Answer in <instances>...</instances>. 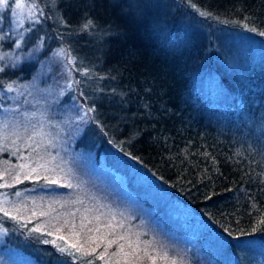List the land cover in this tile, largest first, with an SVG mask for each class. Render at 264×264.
<instances>
[{"label": "trees", "instance_id": "trees-1", "mask_svg": "<svg viewBox=\"0 0 264 264\" xmlns=\"http://www.w3.org/2000/svg\"><path fill=\"white\" fill-rule=\"evenodd\" d=\"M17 1L26 11L12 35L23 32L24 42L21 49L0 45V67L7 68L0 122L22 113L24 105L12 101L25 100L16 88L43 66L37 81L47 79L48 86L37 88L33 100L42 102L46 128L57 137L33 142L23 131L6 133L8 122L0 123L2 264H152V240L145 238L156 229L150 216L136 230L149 253L133 259L129 249L122 259L121 240L103 214L82 219L79 201L88 193L57 171L59 158L66 159L92 182L87 190L99 191L96 183L106 174L99 166L112 160V149L225 238L264 242V63H255L256 55L264 60V0H161L155 15L138 0L137 8L134 0H9L11 8ZM65 124L79 131L70 136ZM45 175L72 188L50 189ZM5 209L15 221L3 216ZM34 211L46 215L33 217ZM88 219L96 225L82 224ZM32 227L65 236L67 244L56 243L69 254L42 243L54 237ZM76 231L74 240L87 246L73 241ZM200 251L173 264H221Z\"/></svg>", "mask_w": 264, "mask_h": 264}, {"label": "rangeland", "instance_id": "rangeland-1", "mask_svg": "<svg viewBox=\"0 0 264 264\" xmlns=\"http://www.w3.org/2000/svg\"><path fill=\"white\" fill-rule=\"evenodd\" d=\"M138 1L140 6L144 5L147 15H155L159 12L161 0ZM17 4L20 5L18 8L16 7ZM132 4L136 8L138 7L137 0H134ZM12 9L14 10L5 11L4 8L0 7V27L3 23L7 24L6 28L11 30L13 34L14 31L12 30L20 25L24 15L22 12L26 11V9L24 10L20 1H17ZM227 43L229 44L230 41ZM239 44H242V42ZM246 49L251 51L253 47L248 44ZM255 63H264L263 57L256 55ZM44 69L45 67L43 66L36 67L29 81L25 82V86L16 88V91L22 94L25 100L12 101L14 103H22L24 107L20 109L22 111L21 114L14 111V116L11 115L9 121L1 120L4 123L8 122V131H5L6 133L13 135L20 130L24 134L27 133L33 142L38 143L53 140L57 137L53 129L46 128L42 102L33 100L36 96L37 88L42 89L44 83V88L48 86L47 79L43 83L37 81L43 75L42 71ZM216 78V75L209 77L208 85L213 86ZM51 99L52 96L47 97V101H52ZM13 109L17 110L18 108L13 106ZM71 116L73 115L68 111L66 115L68 123V118ZM63 119L65 121V116ZM71 126L65 124L64 129L69 130L70 133L74 132L73 134L75 135V128ZM61 131L63 129L60 128L59 132ZM104 152L102 153L104 154ZM102 153H100V156L102 161H104ZM80 156L83 158L82 154ZM109 156L112 157V160L110 161L109 159V162H102L99 166L100 170L103 171L101 166L104 165L106 170L105 176L100 177L99 184L96 183L99 191H96V189L95 191L87 190L92 182L86 180L80 172L75 170L74 164L71 165L68 161L66 162V159L59 158L60 167L57 171L62 174L63 179H68L77 188H81L82 191L88 193L86 200L79 201L81 202V217L83 220L86 215L101 213L103 214V221L112 226L114 233L111 235H114L113 238L116 239L118 237L120 239L121 236L124 237V239H120L121 241L118 244L122 259L123 256L129 257V249H133V259L136 254H144L151 251L149 255L151 263L156 258L159 259L157 264H173L177 261L181 262L185 257L187 258L191 250H194L191 256L195 259L194 256L202 252L200 250L203 249L207 250L221 264H264V242L245 239L231 241L225 238L206 225L198 214L182 206L174 198L168 197L163 186L134 165L131 159L125 156V153L112 149ZM46 168H48V165ZM0 200H3L1 194ZM149 216L152 221V224L150 223L149 225H153L158 230L155 229L152 238L151 236L145 237L148 241L152 240L150 241L152 248L147 251L148 248H144L147 245L146 240L140 239L141 235L136 233V230L144 227L142 224L147 222ZM138 222H140L139 225H137ZM82 224L93 226L96 225V222L94 219H88ZM76 234L77 231L75 233L72 232L73 236L71 238L73 241L87 246L88 244L85 241L74 240L73 237ZM196 247H199L200 250ZM163 259H167L169 262H163ZM14 262V264H18L16 261ZM127 263L132 264L134 260H128ZM0 264L2 263L0 262Z\"/></svg>", "mask_w": 264, "mask_h": 264}, {"label": "snow or ice", "instance_id": "snow-or-ice-1", "mask_svg": "<svg viewBox=\"0 0 264 264\" xmlns=\"http://www.w3.org/2000/svg\"><path fill=\"white\" fill-rule=\"evenodd\" d=\"M20 5L17 4L16 7L18 8ZM0 7L6 9V10H9V11H12L14 9L11 8V5L10 3L8 2V0H0ZM40 17H43V13H40L39 14ZM40 20L37 19L35 21H32L31 23H39ZM28 31H34V29L31 28V24L29 25H26ZM87 27V25H86ZM0 45H3V46H7V47H14L15 49H21L22 47V43L24 42V33L21 32L20 36H13L12 35V32L11 30L7 31L6 33H3V30H0ZM25 47H27V45L25 44L24 45ZM63 50L61 49L59 53H56L57 55L59 54H62ZM4 56H0V61L4 60ZM71 63V61H69ZM15 66V65H14ZM7 68L6 67H0V82H3L4 81V76L3 74L6 72ZM10 78V77H9ZM0 87H3V83H0ZM6 91L8 92H11L12 91V88L10 86H8L6 89ZM89 111H94V109H92L91 107L89 108ZM74 131H79V127H77ZM72 133H69V135L71 136ZM31 139V137H30ZM41 159H43V157H41ZM40 167H43L45 168V170L47 171V168L45 165H40ZM35 171V170H33ZM37 175L39 176V174L37 173ZM19 177H17L18 179ZM30 178L29 175H26L25 176V179H28ZM42 179L46 182V186H48L50 189L54 186L55 188H69L71 189L72 188V185L71 183H61L57 178L56 176H48V175H45L42 177ZM39 186V185H38ZM4 187H8V185H4ZM20 193L17 192L16 195H19ZM17 211H19L17 209ZM43 215H46V213H37V212H33L32 213V216L33 217H39V216H43ZM3 216L6 217V218H9L10 220H13L15 221L16 220V216L15 215H10L9 211L8 210H3ZM26 222H31L30 220H26ZM110 226V225H109ZM31 232L33 233H40L41 234V237H47V236H53L54 239L52 241H49L48 239H42L41 242L44 243V244H48V243H52L53 244V247H56L57 248V251L59 253H61V255H66V254H69L68 253V250L63 247V246H60L56 243V241H64L66 244L68 243L67 239L65 236L63 235H55L52 231H42V229L40 227H32L30 229ZM57 232H59V229H56ZM120 239H124L123 236L120 237ZM114 242V241H113ZM70 248H75L76 246L75 245H69ZM122 247V246H121ZM51 255V253H50ZM73 255V258L74 257V254ZM100 259H104V256L101 255L99 257ZM90 264V262H89ZM152 264H156V261L155 260H152Z\"/></svg>", "mask_w": 264, "mask_h": 264}]
</instances>
